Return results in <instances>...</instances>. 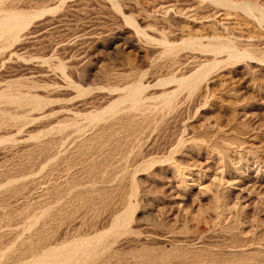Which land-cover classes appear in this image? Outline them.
Wrapping results in <instances>:
<instances>
[{
	"label": "rangeland",
	"instance_id": "1",
	"mask_svg": "<svg viewBox=\"0 0 264 264\" xmlns=\"http://www.w3.org/2000/svg\"><path fill=\"white\" fill-rule=\"evenodd\" d=\"M0 264H264V0H0Z\"/></svg>",
	"mask_w": 264,
	"mask_h": 264
},
{
	"label": "bare ground",
	"instance_id": "2",
	"mask_svg": "<svg viewBox=\"0 0 264 264\" xmlns=\"http://www.w3.org/2000/svg\"><path fill=\"white\" fill-rule=\"evenodd\" d=\"M53 255V254H52ZM55 255V254H54ZM51 257V256H50ZM57 257H59V256H57ZM52 260V259H51ZM55 260V259H54ZM49 261V260H48ZM52 262V261H51ZM59 262V261H58Z\"/></svg>",
	"mask_w": 264,
	"mask_h": 264
}]
</instances>
